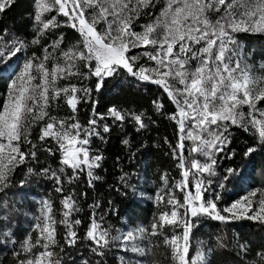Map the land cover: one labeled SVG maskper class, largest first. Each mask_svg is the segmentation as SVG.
I'll use <instances>...</instances> for the list:
<instances>
[{"label": "snow or ice", "instance_id": "snow-or-ice-1", "mask_svg": "<svg viewBox=\"0 0 264 264\" xmlns=\"http://www.w3.org/2000/svg\"><path fill=\"white\" fill-rule=\"evenodd\" d=\"M14 3L0 0V15ZM141 18L149 22L140 24ZM33 20L36 37L32 44H40L66 26L79 34L80 46L61 49V35L49 46L51 52L45 47L42 58L33 54L10 80L7 98L0 107V193L12 187L18 168L37 160L38 145L29 136L41 122L40 147L50 155L59 152L62 166L57 170L42 167L40 174L53 181L57 193H65V183L74 184L82 177H87L92 187L100 179L95 170L103 161L92 143L93 138L103 141L104 134L111 131L112 125L105 121L131 122L137 132L155 123L145 112L116 106L109 107L107 113L96 111L94 91L126 73L138 82L158 86L175 106L176 111L167 119L177 126V143L174 147L169 144V148L180 179H170L168 173L161 176L163 187L154 196L159 211L150 228L139 227L121 238L102 226L103 216L98 221L95 212L89 215L83 239L91 242V251L100 257L97 264H106L104 258L112 241L121 239L122 250L153 257L136 264H160L154 257L161 242L171 264H212L199 250L190 256L195 226L192 218L203 216L221 222L247 219L264 225V192L258 197L257 191H251L220 208L222 196L211 179L217 175L218 155L227 151L228 159L235 156L229 150L233 127L264 144V61L254 69L249 63L252 53H245L236 35L264 34V0H33ZM21 50L17 46L0 52V63ZM56 51L59 56L53 55ZM50 60L55 61L51 68L47 66ZM74 79L81 83H73ZM93 79L94 89L84 86V81ZM60 81L66 83L61 85ZM60 102L71 111L63 119L50 114ZM83 104L92 107L86 125L77 119L78 106ZM153 107L160 115L165 114L162 102L153 101ZM48 141L55 149L45 146ZM123 143L128 145L129 141ZM254 151L249 147L244 155ZM197 157H203V162ZM226 173L215 182L220 189L236 170L229 168ZM177 192L182 194V201ZM86 195L80 193L81 197ZM60 203L62 218L57 221L52 202L42 201L40 214L23 240H15L10 228L0 233L4 237L0 243L16 246L11 253L14 264H63L60 254L65 246L77 245L83 221L74 218L82 207L72 193L64 195ZM57 224L64 227L63 244L57 239ZM137 241L147 243L141 246ZM239 249L238 255L249 250L246 244H239ZM259 255L260 264H264V253ZM121 264H127L123 257Z\"/></svg>", "mask_w": 264, "mask_h": 264}, {"label": "trees", "instance_id": "trees-1", "mask_svg": "<svg viewBox=\"0 0 264 264\" xmlns=\"http://www.w3.org/2000/svg\"><path fill=\"white\" fill-rule=\"evenodd\" d=\"M159 7L160 5L157 6L156 11ZM144 19L141 18L139 23ZM61 35L63 36L61 49L67 51L73 46H80L79 34L66 26L43 38L38 45L31 43L36 37L33 0H15L12 7L0 15V36L3 37L0 39V52L17 46L22 49L10 59L5 56V62L0 63V107L7 98L10 80L19 72L25 60L33 54L42 58L46 54L45 47L51 52L49 46ZM236 35L244 46L245 53H252L249 57L250 62L264 61V34L240 32ZM53 55L59 56V51L54 52ZM54 62L50 60L47 66L51 68ZM72 82L77 85L81 83L75 79ZM59 83L63 85L66 82ZM83 84L95 88L94 79L84 81ZM93 95L97 102L95 108L99 113H107L109 107L116 106L122 110L145 112L155 123H150L147 130L137 132L131 122L114 124L111 119L105 121L112 125L111 131L104 134L103 141L93 138L92 143L93 150L103 156L101 167L95 170V174L100 179L94 181L92 187L88 186L87 177H82L74 184L65 183V193L61 194L55 192L52 180L40 174L42 167L57 170L62 166L59 152L50 155L40 147L41 142L38 137L39 128L43 123L41 122L40 125L32 128L29 136V139L38 145L37 160H29L26 165L18 168L12 187L6 193H0V220L4 221L0 224V233L10 228L17 241L24 239L34 223V218L40 214L42 201L52 202L53 214L59 221L62 218L61 199L68 193L73 194L82 207V211L74 218L82 219L83 225L78 231L81 239L77 245L71 248L65 246V251L60 254L63 257V264H97L100 260V257L91 251V242L83 239L91 213L95 212L98 221L100 216L104 217L102 226L108 227L112 236H118L120 231L127 234L128 231H135L139 227L150 228L154 216L159 211L154 196L163 187L161 176L168 173L170 179H180V170L176 167L177 161L173 159L169 148V144L174 147L177 143V126L167 119V115L175 112L176 109L162 89L152 83L138 82L123 73L121 77L109 79L104 87L99 92L94 91ZM153 101L163 103L164 115L155 111ZM78 107L80 110L77 119L86 125L92 115V107L87 104ZM50 114L63 119L70 116L71 111L60 102L59 107L51 109ZM230 131L232 142L229 150L234 151L235 156L228 159L227 151L218 155L217 175L211 177L214 188L222 196L218 202L220 208L230 206L251 191H257L258 197L264 192V144L242 129L233 127ZM124 140H128L129 144L125 145ZM186 143L190 145L191 142ZM45 146L53 149L56 147L51 141L46 142ZM249 147H253L255 151L245 156L244 153ZM197 158L202 162L204 160L203 157ZM29 168L33 171L29 172ZM229 168L235 169L236 174L225 182L223 189H220L215 182L222 179ZM125 174H127L125 180H121ZM83 192L87 193L85 197L80 196ZM177 196L181 201L183 200L181 193L177 192ZM89 205H99V207L90 208ZM5 215L8 217L6 220ZM192 219L195 226L192 230L190 256H195L199 250L206 254L212 264H260L259 254L264 253V225L247 219L227 222L203 216ZM63 234V225L57 224V239L61 244H63ZM3 239L4 237L0 235V240ZM137 243L144 246L147 242L137 241ZM239 244H246L248 252L238 255ZM112 245L104 258L106 264H121V257L127 261V264H136L137 260L153 259L152 256L139 257L131 251L122 250L123 242L119 240L112 241ZM15 247L13 244L0 243V264H14L11 253ZM167 257L168 250L161 242L154 258L159 260L160 264H171Z\"/></svg>", "mask_w": 264, "mask_h": 264}, {"label": "rangeland", "instance_id": "rangeland-1", "mask_svg": "<svg viewBox=\"0 0 264 264\" xmlns=\"http://www.w3.org/2000/svg\"><path fill=\"white\" fill-rule=\"evenodd\" d=\"M147 22H149V20H148V18H145L140 24L147 23ZM137 30H140V29L138 28ZM249 63L253 64L254 69L258 70V65H259V63H257V62H253V63H252V62H250V61H249ZM17 73H18V72H17ZM17 73H16V74H17ZM16 74H15V75H16ZM15 75L13 76V78L15 77ZM13 78H12V79H13ZM124 235H126V232H124V231H120L118 236H120V237L122 238ZM119 241H120V242H123L122 239L119 240Z\"/></svg>", "mask_w": 264, "mask_h": 264}]
</instances>
